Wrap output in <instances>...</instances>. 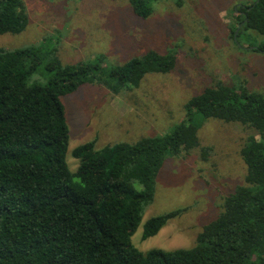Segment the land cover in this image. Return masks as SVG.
Wrapping results in <instances>:
<instances>
[{"label":"trees","instance_id":"trees-1","mask_svg":"<svg viewBox=\"0 0 264 264\" xmlns=\"http://www.w3.org/2000/svg\"><path fill=\"white\" fill-rule=\"evenodd\" d=\"M129 3L141 18L153 13L151 0ZM234 12L235 43L243 48L242 36L254 31L252 50L264 52V40L258 39L264 36V0L236 6ZM29 22L25 0H0V35L19 34ZM51 37L0 48V264H264V91L218 81L186 102V117L171 132L101 148L92 139L73 150L79 166L72 171L62 97L90 83L116 94L139 87L149 73L170 72L176 53L149 50L124 63L100 53L63 63L55 45L44 49ZM42 63L51 77L44 85L30 83ZM197 114L258 130L260 139L248 136L241 149L244 183L224 198L193 247L144 252L132 236L154 200L166 159L200 146ZM211 150L202 147V158ZM185 209L149 218L143 239Z\"/></svg>","mask_w":264,"mask_h":264},{"label":"rangeland","instance_id":"rangeland-1","mask_svg":"<svg viewBox=\"0 0 264 264\" xmlns=\"http://www.w3.org/2000/svg\"><path fill=\"white\" fill-rule=\"evenodd\" d=\"M254 0H151L153 13L141 18L129 0H25L30 22L19 34L0 35V48L41 44L57 47L63 63L92 59L124 63L149 50H175L176 65L168 73H149L139 87L114 93L100 84H85L62 97L70 128L67 161L76 171L73 150L92 139L96 147L135 142L144 136L169 133L186 117L185 104L204 88L223 81L264 91V52L249 46L254 31L242 36L243 48L233 39L238 25L236 6ZM259 41L264 36H258ZM52 73L44 63L29 79L46 84ZM200 146L171 156L157 177L154 200L145 208L132 236L146 252L153 248H191L203 226L217 217L224 198L244 183L247 165L241 149L258 130L240 122L195 116ZM211 147L208 159L201 148ZM186 208L154 236L143 239L145 224L155 215Z\"/></svg>","mask_w":264,"mask_h":264},{"label":"water","instance_id":"water-1","mask_svg":"<svg viewBox=\"0 0 264 264\" xmlns=\"http://www.w3.org/2000/svg\"><path fill=\"white\" fill-rule=\"evenodd\" d=\"M238 30H239V29H237L236 33L238 32ZM235 36H236V34H235ZM248 48H249V49H252V48H255V46H249Z\"/></svg>","mask_w":264,"mask_h":264}]
</instances>
